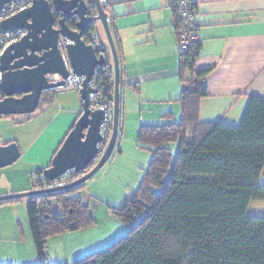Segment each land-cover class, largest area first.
<instances>
[{"label":"trees","instance_id":"trees-1","mask_svg":"<svg viewBox=\"0 0 264 264\" xmlns=\"http://www.w3.org/2000/svg\"><path fill=\"white\" fill-rule=\"evenodd\" d=\"M86 1L96 15L93 0ZM169 1L178 32L182 22L178 0ZM77 22L73 17L67 20L72 29H77ZM96 24L89 25L84 36L87 42ZM115 42L121 66L122 52ZM201 47L200 42L194 50H178L180 120L139 127V145L153 153L152 160L135 194L115 210L132 227L108 247L72 264H264V217L248 213L253 201H264V185L259 184L264 168V98L250 97L239 125L221 119L203 121L200 103L209 94V69H197ZM97 82L102 98L111 100L115 73L109 59ZM123 87L120 70L119 133L123 129ZM58 93L43 92L38 109L53 102ZM163 118H173L172 113ZM177 140L180 146L171 170V144ZM45 169L32 174L34 190L48 182L42 176ZM85 184L28 197L29 224L40 264H50V237L95 222L79 194ZM17 200L0 201V205Z\"/></svg>","mask_w":264,"mask_h":264},{"label":"crops","instance_id":"crops-1","mask_svg":"<svg viewBox=\"0 0 264 264\" xmlns=\"http://www.w3.org/2000/svg\"><path fill=\"white\" fill-rule=\"evenodd\" d=\"M192 1L196 5L202 43L196 66L197 69H209L206 77L209 94L201 100L200 117L203 121L221 119L229 124L239 125L250 97L264 98V0ZM101 2L106 7L114 40L119 42L122 52L123 64L120 70L124 87L140 92L145 90L150 99L161 104H173L174 108L162 111L161 115L172 113V119L179 115L181 117V104L177 102L182 91L180 56L170 1ZM97 23L102 30L103 43L114 69L108 38L101 22ZM122 96L124 112L123 90ZM81 114L82 112H77L74 120H70V117L65 119L59 148ZM28 119L19 115L0 117V132L3 134L0 145L16 142L21 151L19 160L0 168V196L34 190V184L31 186V174L51 165V161L42 164L43 160L38 157V154L46 155L44 146L38 147L42 136L47 132L46 127L42 128L40 124L24 125ZM33 147L40 149L36 152L35 164L41 166L36 170L25 168L26 163L29 164L26 153ZM57 150L51 152L52 159ZM25 172L28 175L24 180L29 183L21 184V175ZM259 184L264 185V168ZM11 204L0 206L8 208ZM248 213L250 216L264 217V201H253ZM8 261L0 264H13ZM11 261H15L14 264L35 263L38 261L36 250L34 252L33 247L29 257L14 258Z\"/></svg>","mask_w":264,"mask_h":264},{"label":"water","instance_id":"water-1","mask_svg":"<svg viewBox=\"0 0 264 264\" xmlns=\"http://www.w3.org/2000/svg\"><path fill=\"white\" fill-rule=\"evenodd\" d=\"M13 0H0V9ZM97 16L89 13L86 0H35L34 4L2 21L4 30L24 28L27 34L12 44L1 57L0 89L4 95L0 99V117L30 115L37 111L45 91L56 89L63 81L52 82L49 75H60L66 79L70 71L66 66L63 52L59 47L62 38L71 41L65 48L70 67L78 76H85L80 90L82 114L54 155L51 165L44 171L47 179L53 181L69 170L82 173L94 165L100 153L98 144L103 142L100 134L105 112L91 110V94L97 93L90 85L98 66H106L103 55L98 56L85 33L92 22L100 21L108 38L114 59L115 70V118L111 140L101 159L94 168L78 180L58 188L36 189L0 196V201L21 199L38 194L57 192L86 183L112 156L119 133L120 116V62L116 43L111 31L108 13L101 0H93ZM61 16L58 20L57 17ZM77 18V29H72L67 20ZM58 22V25H57ZM21 157L16 142L0 145V168L12 165Z\"/></svg>","mask_w":264,"mask_h":264},{"label":"rangeland","instance_id":"rangeland-1","mask_svg":"<svg viewBox=\"0 0 264 264\" xmlns=\"http://www.w3.org/2000/svg\"><path fill=\"white\" fill-rule=\"evenodd\" d=\"M122 90L125 100L123 129L118 134L114 152L107 163L86 182L85 187L79 192L84 196V202L88 204L95 222L82 229L50 237L48 239L50 264H72L75 260L108 247L130 230L132 224L116 216L115 210L126 198L135 194L152 160L153 153L139 145L137 138L139 127L146 124H164L165 121H178L181 118L180 115L175 118L177 120L163 118L161 112L174 108L173 104H161L159 101L150 99L145 90L134 91L128 87H123ZM82 110L79 92L64 89L59 90L53 102L43 104L35 113L19 115L29 118L24 125L39 126L40 124L42 128L46 127L47 132L38 144L39 148L44 146L46 155L37 153L39 159L43 160L42 164L52 161L51 152L59 148L65 119L70 117V120H74L75 114ZM2 136L0 132V138ZM179 146V140L171 144L173 154L171 170ZM38 147H33L26 153L29 162L25 165L26 169L36 170L38 166H41L35 164ZM27 175V172L21 175V184L29 183L24 180ZM33 182L31 178V186ZM27 202L28 197H25L13 202L8 208L0 206V262L2 263L9 260L8 262L14 264L15 261H11L14 258L29 257L33 247L35 252ZM139 219L137 218L133 224ZM36 262L40 264L39 260Z\"/></svg>","mask_w":264,"mask_h":264},{"label":"built area","instance_id":"built-area-1","mask_svg":"<svg viewBox=\"0 0 264 264\" xmlns=\"http://www.w3.org/2000/svg\"><path fill=\"white\" fill-rule=\"evenodd\" d=\"M34 2L35 0H13L9 3L4 4L3 7L0 9V66H1V57L8 49V47L20 41L27 34V30L24 28L4 30L1 26L2 21L9 19L12 16H15L18 13L30 8L34 4ZM177 4L179 8V14L182 19L181 27L178 29L177 32L179 50L182 52L194 50L197 47V45L201 42L199 35L200 26L197 20L196 7L194 6V2L192 0H178ZM87 6L90 15L92 17H95V14L91 12L90 4L88 3V1H87ZM70 43L71 41L65 38H62L59 42V47L63 52L66 66L70 71L69 76L66 79H63L58 74L49 75L48 79L52 82L63 81V85L58 86L56 88L57 90L72 89L80 92V90L83 88V81L86 77L76 75L70 67V63L65 52L66 51L65 48ZM89 44L93 46L98 56L103 55L105 57L106 62L108 61L107 51L102 38V30L98 26V24H96L95 28L90 31ZM104 69L105 66H98L93 79L90 81L91 87L94 89H98L97 93L91 94L90 96V101H91L90 109L91 110L101 109L105 112V118L101 124V130H100V134L103 138V142L98 144L100 153L97 156L95 162L100 160L104 152L106 151L114 129V118H115L114 96L111 100L103 99L100 93L99 84L97 82L100 73ZM87 172L88 170H85L82 173H78L76 172L75 169H72L53 181L47 179L43 173L42 174L43 178L48 180V182H45L44 185L40 187V189L58 188L68 185L78 180Z\"/></svg>","mask_w":264,"mask_h":264},{"label":"clouds","instance_id":"clouds-1","mask_svg":"<svg viewBox=\"0 0 264 264\" xmlns=\"http://www.w3.org/2000/svg\"><path fill=\"white\" fill-rule=\"evenodd\" d=\"M86 2H87V1H86ZM97 15H98V14H96L95 17H96ZM97 22H98V21H97ZM97 22H96V23H97ZM97 24H98V23H97ZM88 43H89V42H88ZM69 63H70V62H69ZM68 70H69V69H68ZM72 71H73V70H72ZM0 77H1V75H0ZM53 90H57V89H53ZM49 91H50V90H49ZM57 91H59V90H57ZM79 93H80V92H79ZM79 95H80V94H79ZM98 161H99V160H98ZM98 161H97V162H98ZM97 162H95L94 164L96 165ZM95 165H94V166H95ZM94 166H93V168H94ZM90 168H91V167H89V169H90ZM43 173H44V172H43ZM80 178H81V177H80Z\"/></svg>","mask_w":264,"mask_h":264},{"label":"flooded vegetation","instance_id":"flooded-vegetation-1","mask_svg":"<svg viewBox=\"0 0 264 264\" xmlns=\"http://www.w3.org/2000/svg\"><path fill=\"white\" fill-rule=\"evenodd\" d=\"M60 17H61V16H58V17H57V20H58Z\"/></svg>","mask_w":264,"mask_h":264}]
</instances>
